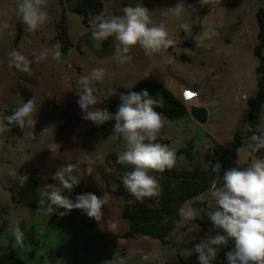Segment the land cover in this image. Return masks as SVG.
<instances>
[{
    "label": "rangeland",
    "instance_id": "rangeland-1",
    "mask_svg": "<svg viewBox=\"0 0 264 264\" xmlns=\"http://www.w3.org/2000/svg\"><path fill=\"white\" fill-rule=\"evenodd\" d=\"M68 2L48 0L47 24L36 32H29L24 25L23 36L17 40L16 0H0V20L6 16L9 23L7 29H0V119L13 106L27 101L21 95L23 90L32 95L38 110L35 139L27 128L23 136L15 135L8 127L0 132V264H16V259L23 264H118L120 258L127 264H161L157 259L147 262L145 254L176 260V264H198L196 254H182V249L194 247L207 236L194 220L185 222L181 218L165 242L144 236L125 238L129 221L123 218V208L137 200L116 198L106 188L124 175L114 164L122 151V141L111 136L114 126L108 122L96 126L82 119L76 94L78 81L92 68L104 67L106 79L98 85L101 102L96 107L109 112L116 90L149 82L159 83L175 95L185 86L210 96V124L203 127L187 116L177 120L166 118L159 142L177 151H187L177 157L172 171L207 170L210 165L217 170L216 142L231 149L235 135L247 124L248 99L257 92L259 60L254 49L259 43L257 14L264 0H209L205 5H201V0H182L186 12L179 19L168 13L181 0H102L103 13L90 14L87 21L83 15L70 11ZM139 3L150 10L155 23L166 25L175 44L153 58L145 56L137 46L130 53L132 60L121 65L113 55V38L108 46L103 42L100 50L93 47L91 26L98 16L121 15L124 7ZM63 14L71 43L67 56L60 61L49 56L36 63L34 53L59 42L57 24ZM184 23L189 25L188 29L180 27ZM13 49L33 61L30 75L9 66L8 53ZM259 119L258 125L264 124V105ZM45 129L48 130L41 134ZM53 139L61 144L55 153L47 149ZM86 151L95 160L92 174L87 175L86 165H78L74 174L81 181L73 189H90L99 196L109 193L110 201L103 209L104 221L98 223L81 210H72L63 217L37 212L39 191L46 184H54L52 176L58 168L76 163ZM256 157L264 158V149L254 153L246 142L238 151L239 166H247L249 159ZM24 174L29 179L21 186L17 178ZM157 178L161 187L163 174L159 173ZM208 193L205 202L213 205ZM65 195L75 200L72 194ZM159 197L144 201L158 208ZM110 222L117 225L114 233L108 230ZM13 224H19L24 232L23 244L13 237ZM224 263L221 258L213 262Z\"/></svg>",
    "mask_w": 264,
    "mask_h": 264
},
{
    "label": "clouds",
    "instance_id": "clouds-1",
    "mask_svg": "<svg viewBox=\"0 0 264 264\" xmlns=\"http://www.w3.org/2000/svg\"><path fill=\"white\" fill-rule=\"evenodd\" d=\"M209 0H201V5L208 4ZM48 0H16L14 12L29 32L40 30L49 21L46 11ZM186 12L185 4L177 3L169 8V15L181 18ZM9 27L8 18L0 20V29ZM180 27L188 29L184 23ZM113 38L115 41L114 58L119 64L132 60L130 53L133 48L139 47L145 56L153 58L162 50L175 44V40L164 23H155L150 10L141 3L136 6H127L121 15H101L96 17L91 26L93 47L97 50L105 40ZM61 44L57 42L51 48L44 47L34 53L36 63H42L51 56L55 61L62 58ZM32 60L20 51L13 49L8 53L9 66L31 74ZM106 79V69L95 67L80 77L76 94L77 101L83 115L82 119L102 126L105 122L114 121L111 136L122 141V151L117 154V162L131 168L121 177V182L137 201L157 197L161 187L154 173H163L172 170L177 163V150L174 147L159 142L162 130L167 125V119L155 110L157 101L149 95L147 90L141 92L130 91L121 93L120 103L116 112L110 113L107 109L97 108L101 101L98 98V85H103ZM195 95V94H193ZM37 108L35 99H29L14 108L11 115L0 119V132L9 125L15 124L21 129H30L31 138L35 139L33 130L37 124ZM45 129L41 134L46 132ZM245 139L252 152L258 153L264 149V124L252 131L247 124L241 126ZM247 133H251L248 135ZM61 144L53 139L47 145L51 153L59 151ZM86 165L85 171L91 176L95 160L86 151L76 163H67L57 169L52 179L55 184H46L39 191V210L37 212L57 213L63 217L72 210H81L88 218L98 223L104 221V207L110 201V195L104 192L102 196L94 193H83L70 199L69 194L74 186L79 185L81 178L76 173L78 165ZM13 175H16L15 173ZM18 183L23 186L29 179L27 174L18 175ZM221 178L212 181L209 189L214 206L206 211L211 221L215 235H207L192 248L182 249V254L191 256L196 254L198 264H213L222 247L232 248L226 253L227 264H264V158L256 157L245 167H231L224 171ZM115 185L113 189L115 190ZM63 209L64 211H59ZM203 210H197L190 205H183L178 210L179 216L185 221H193L201 216ZM117 225L108 224V230L113 232ZM16 242L23 244L24 232L19 224L10 225ZM155 255V254H153ZM149 259V257H145ZM118 264H127L120 258Z\"/></svg>",
    "mask_w": 264,
    "mask_h": 264
},
{
    "label": "trees",
    "instance_id": "trees-1",
    "mask_svg": "<svg viewBox=\"0 0 264 264\" xmlns=\"http://www.w3.org/2000/svg\"><path fill=\"white\" fill-rule=\"evenodd\" d=\"M70 11L79 13L85 17L87 16L100 15L103 13V2L102 0H69ZM60 22L57 24V41L61 44L62 56L66 57L71 43L69 41V35L67 26L65 24L66 17L63 14ZM258 44L254 49V54L259 60V65L256 68V95L248 99L249 112L247 117V125H249L252 131H256V125L259 121L262 106L264 104V2L261 4L258 14ZM24 24L18 20L17 22V40H20L23 36ZM112 38L104 41V45L108 46L109 41ZM147 90L149 95L157 101L158 106L155 110L160 112L163 116L170 120H177L189 116L187 107L179 100L175 94L169 92L167 88L156 82H149L146 84L139 85L131 89L119 88L116 90V98L110 107V113H115L120 103L119 96L121 93L127 94L130 91L141 92ZM21 95L26 100L32 99V95L26 90L21 92ZM13 106L10 111L4 113V116L11 115L14 108ZM110 126H114V121H108ZM8 128L17 136H23L24 129L19 128L15 124L9 125ZM250 135L251 133H247ZM245 133L235 135L231 149H223L219 145L218 150V169L215 170L213 166H209L207 170H185L175 172L172 170H165L163 172L164 182L161 185V193L159 197V207L152 208L145 201H136L135 204H126L123 208V218L129 221V231L126 233V237L144 236L152 239L165 242L167 237L174 230L176 223L180 220L178 210L181 206L189 203L191 207L197 210H203L201 216L194 220V223L200 228V230L209 235H215L211 221L207 219L206 211L214 205L209 206L205 201H202L204 194L209 192L212 181L221 178L225 170L231 167L238 166V151L247 142ZM187 151H177V157L186 154ZM117 170L124 174L125 172L131 171L130 167L122 165L115 161ZM159 175V173H155ZM57 183L54 181V184ZM115 185V190L113 189ZM107 190L112 193L116 198H134L128 191L125 190L121 180H115L107 184ZM68 193L67 191H65ZM83 193H94L97 196L99 194L90 189H73L70 194L76 197ZM69 194V193H68ZM232 248L231 243L228 247H222L218 253L217 258H221L227 264L226 253ZM16 264H23L19 259H16Z\"/></svg>",
    "mask_w": 264,
    "mask_h": 264
},
{
    "label": "crops",
    "instance_id": "crops-1",
    "mask_svg": "<svg viewBox=\"0 0 264 264\" xmlns=\"http://www.w3.org/2000/svg\"><path fill=\"white\" fill-rule=\"evenodd\" d=\"M185 88H187V87H185V86H182V90L183 89H185ZM189 89V88H188ZM182 90L181 91H179V93L178 94H176L175 96L179 99V100H181V93H182ZM193 91H195V90H193ZM196 92V91H195ZM198 93V92H197ZM175 94V93H174ZM198 96L200 97L197 101H195L194 103H192L191 104V106H190V109L192 108V107H205V108H207L208 109V122L205 124V125H201V126H207L208 124H210V120H209V116H210V114H211V112H210V107L207 105L210 101H211V97L210 96H207V95H200L199 93H198ZM207 100V101H206ZM264 105V104H263ZM262 109H263V106H262ZM262 109H261V112H262ZM260 115H261V113H260ZM189 118H191V120H193L194 122H196L190 115L188 116ZM260 118V117H259ZM260 120V119H259ZM259 122V121H258ZM257 125H258V123H257ZM217 141V140H216ZM218 145H220L223 149H227V146L225 147V146H222L219 142H216ZM252 160H254V159H249V163L252 161ZM238 166H239V163H238ZM240 167V166H239ZM209 194V193H208ZM207 195V193L206 194H204L203 195V197H202V201H205V196ZM209 206H211L210 204H208ZM213 205H214V203H213ZM191 206V205H190ZM181 219V218H180ZM180 221V220H179ZM178 221V222H179ZM199 228V227H198ZM200 229V228H199ZM146 239H148V240H150V239H152V238H149V237H145ZM169 247H171V245L169 244ZM130 256L131 255H128L127 254V257L128 258H130ZM145 257H149V259H146L147 260V262H150V263H153V262H151L152 261V259H157V261H160L161 262V264H176V260H171V259H168V258H166V257H154L153 255H150V254H145V255H143V258L145 259ZM146 262V261H145ZM146 262V263H147ZM153 264H155V263H153ZM158 264V263H157Z\"/></svg>",
    "mask_w": 264,
    "mask_h": 264
},
{
    "label": "water",
    "instance_id": "water-1",
    "mask_svg": "<svg viewBox=\"0 0 264 264\" xmlns=\"http://www.w3.org/2000/svg\"><path fill=\"white\" fill-rule=\"evenodd\" d=\"M189 115L200 125H205L208 122V109L205 107H192Z\"/></svg>",
    "mask_w": 264,
    "mask_h": 264
},
{
    "label": "built area",
    "instance_id": "built-area-1",
    "mask_svg": "<svg viewBox=\"0 0 264 264\" xmlns=\"http://www.w3.org/2000/svg\"><path fill=\"white\" fill-rule=\"evenodd\" d=\"M186 92H191L195 95H192L191 97H186V95H185ZM199 98L200 97L198 96V93L191 90V89L185 88L182 90L181 102L187 107V109L190 108L191 104L194 103L195 101H197Z\"/></svg>",
    "mask_w": 264,
    "mask_h": 264
},
{
    "label": "snow or ice",
    "instance_id": "snow-or-ice-1",
    "mask_svg": "<svg viewBox=\"0 0 264 264\" xmlns=\"http://www.w3.org/2000/svg\"><path fill=\"white\" fill-rule=\"evenodd\" d=\"M185 95H186V97H191V96L193 95V93H191V92H186Z\"/></svg>",
    "mask_w": 264,
    "mask_h": 264
}]
</instances>
